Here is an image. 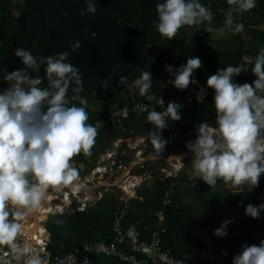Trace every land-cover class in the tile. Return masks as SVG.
<instances>
[{
  "label": "trees",
  "instance_id": "obj_1",
  "mask_svg": "<svg viewBox=\"0 0 264 264\" xmlns=\"http://www.w3.org/2000/svg\"><path fill=\"white\" fill-rule=\"evenodd\" d=\"M94 2L97 11L91 14L86 12L88 0H24V8L19 15L11 0H0V73L4 70L10 73L23 67L22 60L15 56L18 48L29 50L38 62L40 57L69 52L67 62L79 68L83 91L73 93L71 89L76 86L73 83L66 101L69 106H81L72 97L78 95L86 100L88 123L105 122L117 103L121 106L127 103L133 105L135 102L156 105L155 101L149 102L139 94L133 81L148 70L153 80L149 94L162 98L173 89L166 66L179 68L192 57L202 61V66L194 70L192 77L202 85H207L209 76L228 65H244L248 68L246 76L240 79L234 76L233 82L252 84L256 79L251 68L254 67L260 48L264 47V0H256L257 6L249 12L233 13L234 23H243L244 30L239 34L226 30L230 31V39L225 44L216 42L209 34L202 43L194 44L186 32L188 28H193V34L197 35L206 25H211L213 29L224 27L225 13L234 7L228 5L227 0H199L211 9L212 22L184 26L170 41L162 37L155 26L158 22L156 4L164 0ZM92 33L96 35L93 37ZM77 41L81 47L72 52L71 45ZM45 67L42 64L38 73L29 70L33 76L39 75L43 79L41 87H47ZM121 76L127 77V86L119 84ZM7 88L8 83L0 74V93ZM211 92L214 93L212 89ZM179 114L181 118L190 115L197 125L207 121L213 127L216 126L213 97L191 110L181 106ZM147 115L133 113L121 126L107 124L105 130L96 137L102 145L100 150H105L103 139L106 135L113 139H134L139 134L143 135L149 127L154 129V125L147 122ZM174 123L183 138L197 137L196 126L192 127L194 133L187 135L176 121ZM125 147L117 157L129 162L131 151L123 153ZM153 150L155 152L154 147ZM165 150L163 157L170 154ZM91 153L89 158L79 154L71 163L83 165L87 172L98 159V151L92 149ZM187 163L186 174L175 182V187L171 188L173 180H161L156 176L158 172L155 171L161 165L158 162L155 167L149 165V172L155 177L138 188L136 199L130 200L128 204L120 200L118 192H106L85 212L51 216L46 226L51 237L48 250L52 257L71 255L83 250L87 243L105 241L110 244L115 240L112 231L119 223L125 229L127 241L122 248L130 254L128 244L143 239L149 241L153 232H160L158 235L163 249L189 264H202V256L209 245L214 248V264H233V258L242 252L244 245L251 246L256 240L264 241V211L256 219L245 214L248 204H264V174H261L258 186L244 184L243 192L234 193L240 191L241 186L232 185L230 188L228 183L221 180L214 188H210L202 180L190 179L192 168L190 162ZM144 169L140 173L147 171L146 167ZM170 188L175 196H171L172 204L163 209L162 200ZM123 210L125 216L121 220ZM158 212L162 213V222L155 216ZM58 220H62L63 224L58 225ZM226 220L231 221L226 227L227 235H214L215 230ZM159 223L161 226H158ZM131 228L135 230L134 237L128 235ZM162 229H165V234H162ZM203 236L209 240L205 242ZM92 259L91 264H123L118 258L100 253H95Z\"/></svg>",
  "mask_w": 264,
  "mask_h": 264
},
{
  "label": "clouds",
  "instance_id": "obj_2",
  "mask_svg": "<svg viewBox=\"0 0 264 264\" xmlns=\"http://www.w3.org/2000/svg\"><path fill=\"white\" fill-rule=\"evenodd\" d=\"M227 4L234 7L225 13L224 27L219 31L231 30L239 34L244 30V25L234 23L233 13L249 12L257 6V2L227 0ZM96 11L94 0H88L86 12L95 14ZM156 12L158 22L155 26L158 33L169 41L184 26H198L205 22L210 24L213 20L211 9L199 0H164L156 4ZM95 35L92 33L93 37ZM80 47L79 41L75 42L71 45L72 52ZM15 56L22 60L23 67L10 73L6 70L0 73L9 84L0 93V247L9 249V252L0 256V264H13V261L17 264H47L39 251L27 240L21 239L25 236L23 221L30 215L35 219L34 214L44 205L54 209L55 206H64L63 213H49L45 219L39 218L38 226L47 229L46 223L51 216L77 213L83 203L86 208L82 212H85L99 201L89 197L87 202H83L84 192L75 198L73 193L80 184L79 177L86 178L95 166L92 167V164L86 172L83 165L71 163L81 153L86 156L92 154V148L98 143V129L88 123L86 100L78 95L72 97L81 106H69L66 101L69 87L73 83L76 85L71 89L73 93L83 91L79 68L67 62L69 52L40 57L39 62L25 48L16 49ZM42 64L46 65L44 71L47 87H41L44 81L39 75L33 76L29 72L32 70L38 73ZM201 66L200 58H189L185 65L175 71V78L170 83L178 90L187 89L190 83H195L192 79L194 70ZM166 67L170 73L173 72L171 66ZM247 69L244 65H228L209 76L207 86L214 91L216 126H211L207 121L200 123L196 126V138H183L182 133L176 130L174 121L181 119V105L169 102L164 111L149 110L147 122L154 125V129L149 127L147 136L146 132L143 135L154 147L156 156L160 157L169 146L165 129L171 120L182 139H194L186 145L193 156L189 157L192 168L190 179L202 180L210 188H214L221 180L233 186H258L261 174H264V47L260 48L254 67L251 68L256 77L253 83L240 85L233 82L234 76H239ZM152 83V75L146 70L133 81V86L138 88L139 94L147 101L163 105L162 98L149 94ZM119 84L127 86V77H119ZM181 130L187 135L191 134L189 129ZM121 139H113L110 147H104L105 150H101L98 157L114 151V144ZM121 145L116 152L117 160V154L126 143ZM173 157L183 160L182 156ZM50 190L53 193L58 191L59 198L56 202L46 203L52 194ZM67 193L72 201L68 205L65 204ZM69 208H72L71 211H68ZM261 211H264V204H248L245 214L256 219ZM42 220L46 221L41 223ZM56 223L62 225L63 221L58 220ZM230 223V220L224 221L214 235L226 236V227ZM128 235L135 236L134 228L129 229ZM233 264H264V241L259 245H244L242 252L233 258Z\"/></svg>",
  "mask_w": 264,
  "mask_h": 264
},
{
  "label": "built area",
  "instance_id": "obj_3",
  "mask_svg": "<svg viewBox=\"0 0 264 264\" xmlns=\"http://www.w3.org/2000/svg\"><path fill=\"white\" fill-rule=\"evenodd\" d=\"M173 72L170 73V81H173L175 76L174 73L178 69L177 67H171ZM195 80L194 78H192ZM244 83H240L242 85ZM172 90H170L164 97H162L164 104H146L144 102H135L133 105L126 104L121 106L118 103L115 105L114 110L112 111L111 116L105 122H95L90 123L98 129V133L105 129L107 124L113 126H121L126 120H128L133 113L137 115L148 114V111L151 109L159 110V112L166 110L169 102H175L187 110H191L196 105H201L207 101L209 97L214 98V93L211 92V89L207 85H202L195 80V83H190L187 89L178 90L171 83ZM146 106V107H145ZM212 126V125H211ZM167 132V141L168 147L167 150L170 153L166 157H157L151 156L146 159L142 150L145 148L152 149L153 146L144 139V135H137L136 138L131 140H118L114 144V151L111 150L104 155L100 156L99 163L92 169L90 174L86 178L79 177L78 182L80 183V189L77 192H74L75 198L83 195V202H87L89 197H95L97 200H100L106 192H117L121 195L120 200L128 204L130 200L136 199L137 189L142 185L147 184L151 181L155 175L149 172V165L155 167L158 165V162L161 163L159 169L155 172H158L157 177L161 180H173L171 185L175 187V182L179 180L184 174L185 169L188 167L187 161L189 157L192 156V153L186 147L187 143L194 141V139L187 140L181 139L180 134L175 130L174 126L171 124V120L168 121V127L165 129ZM126 143V150L131 151L129 154L130 161L124 162L123 160H117L116 152L117 149L122 146L121 144ZM86 158L89 156L80 154ZM173 156H182L183 160L176 159ZM193 157V156H192ZM75 165V163H73ZM145 173H140V171L145 170ZM139 170V171H138ZM166 191L164 198L162 200V207L165 209L172 204L171 196H175V193L172 189ZM116 189L117 191H114ZM52 192V202H56L59 198L57 194L58 191L50 190ZM81 191V192H80ZM50 192V193H51ZM87 192V193H86ZM117 194V193H116ZM69 193L65 195V204H71L72 201L69 198ZM125 204V209L127 208ZM57 208V209H56ZM64 206H55V209L51 207V213H63ZM86 204L83 203L82 207L77 209L78 212L84 211ZM123 216H125V210L122 211ZM159 221L162 222L163 216L161 212L155 214ZM46 220H42L41 223ZM25 225V236L22 237V240H27L37 251L40 252L42 257L47 260V264H91L93 255L95 253H100L104 256H110L115 259H120V261L125 264H189L185 263L179 259L174 258L170 252L165 251L162 247V243L158 234L160 232H153L150 240L146 239L135 242V244H128L127 248L131 254L124 250V246L127 241L124 237L125 229L122 226V223H119L118 227H115L112 231L114 241L108 244L105 241L98 242L97 244L87 243L83 250H77L73 254H68L63 257H52L51 253L48 250L50 242V234L48 230L43 226V229L40 226H37L33 217H29L28 221H23ZM158 226H161L159 223ZM36 230V232H34ZM162 234H165V229L161 230ZM123 247V248H122ZM5 252H9V249L6 247H0V256H3ZM140 257V258H138ZM10 258L9 257H5ZM216 261V256L214 254V248L212 245H209L202 256V264H214ZM13 264H17L16 261H13Z\"/></svg>",
  "mask_w": 264,
  "mask_h": 264
},
{
  "label": "rangeland",
  "instance_id": "obj_4",
  "mask_svg": "<svg viewBox=\"0 0 264 264\" xmlns=\"http://www.w3.org/2000/svg\"><path fill=\"white\" fill-rule=\"evenodd\" d=\"M12 3L14 5H16L17 7V14H21L23 8H24V0H11ZM187 36H188V39L190 40V42L194 43V44H199V43H202L203 39L209 34L212 38L215 39L216 42L220 43V44H225V43H228L229 39H230V31H224V32H221L219 31V29H213L211 28V25H206L205 29H200L198 34L197 35H194L193 34V28H188L187 29ZM221 42H224V43H221ZM243 73L245 74L246 71H243ZM8 87H9V84H8ZM151 125V123H150ZM190 125H193V126H197V122L195 121L194 118H189L187 119V122L185 125H180L184 128V130H188ZM187 132V131H185ZM152 149H147L145 148L144 150H142L144 156L146 155V159L148 160V157L151 156H156V155H153V153H156V152H153L151 151ZM167 152V149L165 150ZM102 151H100L99 153H101ZM161 156H165L163 154H161ZM167 156V155H166ZM139 171V170H138ZM228 187H232V184L231 183H228ZM245 190V186L242 185L241 186V190L238 191V192H234V193H241ZM31 218L33 217V215H30ZM26 217L24 221H28L29 220V217ZM49 217V216H48ZM198 233H195V235H197ZM202 240H204L205 242L208 241L209 239L206 238L205 236L202 237ZM261 241L259 240H256L255 241V245H259Z\"/></svg>",
  "mask_w": 264,
  "mask_h": 264
},
{
  "label": "crops",
  "instance_id": "obj_5",
  "mask_svg": "<svg viewBox=\"0 0 264 264\" xmlns=\"http://www.w3.org/2000/svg\"><path fill=\"white\" fill-rule=\"evenodd\" d=\"M247 75V72L244 74L243 72L239 75V76H235V77H237L238 79H240V78H242V77H244V76H246ZM189 118H192L190 115H186V116H183V118H181L180 120H179V122L178 121H176V124L179 126V127H181L182 129H184L182 126H180V125H185L186 124V122H187V119H189ZM189 127V131H190V133L192 134V133H194V130L192 129V127H193V125H190V126H188ZM112 141H113V138L111 137V136H108V135H106L105 136V138L103 139V142L106 144V146L105 147H110L109 145H111L112 144ZM102 148V145H101V143L99 142V140H98V143H95V145H94V147L92 148V149H94L96 152L98 151V153L101 151L100 149ZM101 153H99L98 154V156L100 155ZM97 156V162L95 163V164H93V166L92 167H94V166H96L98 163H99V157ZM92 169V168H91ZM114 191H117L116 189H114ZM118 192V191H117ZM35 219H36V217H35Z\"/></svg>",
  "mask_w": 264,
  "mask_h": 264
},
{
  "label": "bare ground",
  "instance_id": "obj_6",
  "mask_svg": "<svg viewBox=\"0 0 264 264\" xmlns=\"http://www.w3.org/2000/svg\"><path fill=\"white\" fill-rule=\"evenodd\" d=\"M79 189H80V186L78 184V187L75 189V192H76V190H79ZM49 201H52L51 195L48 196V199H47L46 203H48ZM51 211L52 210H51L50 205H47V206L44 205L37 213H35L34 216L36 217V219H34V221H35L36 225L38 226V224H39L38 223L39 222V218L45 219L46 216L49 213H51ZM40 227L43 229V227L41 225H40ZM34 232H36V230Z\"/></svg>",
  "mask_w": 264,
  "mask_h": 264
},
{
  "label": "water",
  "instance_id": "obj_7",
  "mask_svg": "<svg viewBox=\"0 0 264 264\" xmlns=\"http://www.w3.org/2000/svg\"><path fill=\"white\" fill-rule=\"evenodd\" d=\"M147 134H148V132L145 133L146 136H147ZM71 209H72V208H69L68 211H71ZM73 209H74V207H73Z\"/></svg>",
  "mask_w": 264,
  "mask_h": 264
}]
</instances>
